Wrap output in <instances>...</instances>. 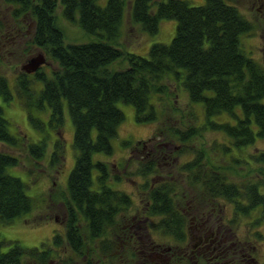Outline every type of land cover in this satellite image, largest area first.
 <instances>
[{
    "label": "trees",
    "instance_id": "16d2710c",
    "mask_svg": "<svg viewBox=\"0 0 264 264\" xmlns=\"http://www.w3.org/2000/svg\"><path fill=\"white\" fill-rule=\"evenodd\" d=\"M1 1L10 9L17 30L25 32L24 26L26 31L31 30L29 43L50 58L56 68L46 70V64L32 74L21 71L10 82L14 90L0 74V97L5 102L16 99L31 125L40 130L44 124L32 114L48 109L49 125L60 131L66 106L74 126L75 163L67 192L47 207L53 210L54 205H64L67 219L63 232L53 234L49 247L43 245L42 249L0 240V264H25V259L30 264H48L57 254L56 249L69 251L75 258L66 252L68 260L74 259L76 264L113 263L111 251L116 235L135 200L130 193L108 186V182H121L125 177L108 171L104 162L93 163L92 156L113 154L111 141L124 120L118 103L134 107L137 123L157 124L148 140L136 144L124 141L122 145L129 155L142 154L145 148L149 152V156L139 158L134 172L126 168L124 175L125 179L131 175L144 179L142 190L145 189L149 215L160 219L158 227L164 233L178 237L182 232L183 215L172 194L184 190L173 182L151 187L147 179L155 177L164 162L170 163L175 143L180 147L177 154L194 155L173 168L199 199L209 204L223 198L232 204L231 210L240 219H250L256 212L264 217V180L238 186L228 183L217 174L220 167L213 164V172L208 170L204 162L209 159L207 152L194 146L209 130L224 134L237 149L264 138V69L245 53L241 42L242 37L247 42L255 23L230 0H204L199 6H189L186 0H107L104 7L97 0ZM59 9L62 18L98 40L65 43L64 32L57 24ZM126 16L147 36L157 35L164 20H175V35L169 44H152L145 56L125 52L117 45L123 40ZM0 29H5L1 21ZM119 62L127 67L111 69ZM166 80L175 84L177 92L182 87L186 93L191 113L185 129L173 122L164 102V96L170 94ZM197 104L202 106V123L192 107ZM171 109L176 111L174 102ZM0 145L23 147L10 133L1 107ZM221 146L229 155L230 145ZM63 147V142L57 140L51 163L61 161ZM25 152L37 163L43 160L45 146L30 144ZM261 161L264 162L263 153L256 158V162ZM18 165V157L0 151V227L11 225L33 210L25 184L7 173L8 167ZM93 170L98 171L95 180Z\"/></svg>",
    "mask_w": 264,
    "mask_h": 264
},
{
    "label": "rangeland",
    "instance_id": "374dc122",
    "mask_svg": "<svg viewBox=\"0 0 264 264\" xmlns=\"http://www.w3.org/2000/svg\"><path fill=\"white\" fill-rule=\"evenodd\" d=\"M107 0H97V4L101 7L106 5ZM189 6H199L204 4V0H186ZM231 4L235 5L239 11L251 20L255 25H262V17L259 16L255 10L254 0H230ZM257 5V4H255ZM57 24L63 30L65 35V43L69 44H85L89 42H95L97 37L87 35L80 28L66 21L61 16V10H57ZM10 9L7 8L0 0V21L5 25V29H0V74L5 76L9 87L14 90L13 82L18 74L21 73V67L25 65L30 58L36 57L42 53L40 50L34 48L29 42L31 34L30 31L18 32L15 22L12 20ZM25 25V24H24ZM177 23L175 20H164L160 24V29L157 35L147 36L139 32V26H132L128 16L125 18L123 24V40L117 45L119 49L135 54L138 56H145L149 47L154 43L169 44L176 32ZM23 30V31H24ZM248 36L247 42H244L245 37H242V49L246 54L251 55L253 59H259L264 65V58L260 59V55L257 54L258 42L261 40L262 30H254L253 33ZM44 54V53H43ZM47 66L49 68H56V64L45 55ZM127 67L126 63L119 62L111 66L113 70H122ZM10 81H9V80ZM170 94L164 96V102L167 103L168 108L171 111L170 117L173 118V122L181 129L188 127V116L191 113L186 106L187 96L184 89L181 87L177 92L175 84L167 81ZM185 95V96H183ZM172 102H174L176 111L171 109ZM189 101L187 102V104ZM0 107L3 111V117L9 123L10 133L18 139L19 143L23 147L9 148L4 145H0V151H4L15 155L19 159V165L17 167H8L7 173L15 178H19L26 186L25 192L28 197L33 200V210L31 213L25 215L23 218L16 219L11 225L6 227H0V240L2 241H14L18 242L22 247L31 249L49 247L50 239L53 234L62 231L65 217V207L60 205L59 208L56 205L52 209H48V205L55 202L56 199L60 201L64 193L67 192L68 177L74 167L75 163V151L73 149V136L74 126L68 113V109L65 106L63 110V125L59 130L49 125V110L47 109L43 113L36 112L32 116L40 120L44 126L43 128H34L28 120L26 112L21 108L16 99L9 102H5L0 97ZM118 109L123 113L124 120L117 130V136L111 141L113 154L111 156L103 153H95L92 156L93 163L104 162L108 171H113L115 174H119L121 178H126L124 171L127 168L128 172H134L139 163L140 157L149 156L147 148L141 153H132L129 155L122 143L129 141L132 144L137 142L148 140L152 137L154 130L157 128V124L143 125L135 121L134 107L124 103L117 104ZM195 112L200 115L199 122L202 121V106L197 104L192 106ZM220 119L213 118V121H219ZM192 124V123H191ZM92 136H95L93 132ZM63 142V151L61 153V161L59 163H51L52 155L55 150L56 141ZM228 139L221 132L207 131L194 142V146L201 151L207 152L205 155L209 158L204 160L208 170L213 172V164L220 167V171H215L217 174H221L226 179V182L235 185H243L247 182L253 184L259 183L264 180V162H256V158H260L262 153L264 154V138H257L252 144L242 147L240 149L233 148L232 145L227 143ZM42 143L45 146L44 157L42 161L35 163L25 152L27 147L31 144ZM172 146V160L170 163H163L164 168H161L160 176L167 178L171 176L173 183L180 186L186 195V201L191 206H198L201 210L205 209V203L197 197L196 192L185 185L184 179L176 173V169L173 166H177L185 163L187 160H191L194 157L193 153L177 154L180 150L179 144ZM230 145V154H225L222 151L221 145ZM165 164V165H164ZM204 164V163H203ZM170 166H172L170 168ZM98 175V171L93 170V179L95 180ZM122 179L121 183L116 181L108 182V186L113 190L127 191L132 193L137 191V188L144 186L146 183L139 175H131L128 179ZM157 180V177L147 179L150 183ZM169 179V180H170ZM125 180V181H124ZM123 181V182H122ZM139 190V189H138ZM145 190V189H143ZM142 190V191H143ZM66 196V194H65ZM59 197V198H58ZM145 198V197H144ZM62 201V200H61ZM138 206L140 209L145 204V199L140 198ZM224 202L227 200L223 199ZM135 202L137 200L135 199ZM65 210V211H64ZM44 220V221H43ZM245 222V221H244ZM243 228V226H241ZM243 230L241 229V232ZM63 232V231H62ZM164 233V232H163ZM163 235L162 237H164ZM169 238V236H165ZM162 239V242L166 243ZM264 242L263 239L258 240L254 244ZM4 247L3 250H6ZM49 249V248H48ZM70 253V252H69ZM71 254V253H70ZM72 258H75L72 255ZM25 264L29 260L25 259Z\"/></svg>",
    "mask_w": 264,
    "mask_h": 264
},
{
    "label": "flooded vegetation",
    "instance_id": "af4514ba",
    "mask_svg": "<svg viewBox=\"0 0 264 264\" xmlns=\"http://www.w3.org/2000/svg\"><path fill=\"white\" fill-rule=\"evenodd\" d=\"M254 3L257 4H254L255 10L262 17V25H254L255 30L260 28L263 31L262 41L257 46V54L261 59L264 58V0H254ZM253 34L255 36L258 32H251V36ZM254 60L264 69L259 59ZM159 173L155 176L157 180H152L151 187L173 182L171 176L162 178ZM176 188L181 189L177 184ZM145 195L140 187L132 193L137 202L123 219L116 235L114 249L111 251L114 256L112 264H264V242L254 244L260 239L264 240V217L260 213L252 214L250 219H240L231 210L232 204L224 202L223 198L209 204L200 198L206 205L201 210L196 205L191 206L186 201L185 193L178 191L172 196L183 215L184 225L177 237L167 235L162 228L159 229L160 219L149 215L148 202L142 209L139 208L138 202L140 198L144 200ZM64 216L65 222L66 211ZM163 235L169 238L162 237ZM162 239L168 241L164 243ZM55 251L57 254L48 264L77 263L74 259L72 262L68 260L69 251ZM69 255L72 257L73 254Z\"/></svg>",
    "mask_w": 264,
    "mask_h": 264
},
{
    "label": "water",
    "instance_id": "95a60500",
    "mask_svg": "<svg viewBox=\"0 0 264 264\" xmlns=\"http://www.w3.org/2000/svg\"><path fill=\"white\" fill-rule=\"evenodd\" d=\"M46 59L43 53L30 58L28 62L21 67V71L27 74L35 73L41 66L46 65Z\"/></svg>",
    "mask_w": 264,
    "mask_h": 264
}]
</instances>
